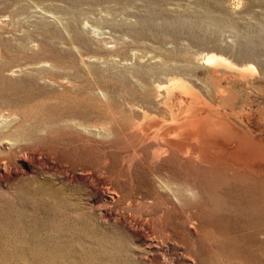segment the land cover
I'll list each match as a JSON object with an SVG mask.
<instances>
[{"label": "rangeland", "instance_id": "obj_1", "mask_svg": "<svg viewBox=\"0 0 264 264\" xmlns=\"http://www.w3.org/2000/svg\"><path fill=\"white\" fill-rule=\"evenodd\" d=\"M259 34L264 0H0V264H264V172L174 162L127 171L130 130L105 111L135 97L146 63L220 44L231 46L225 54L233 59L237 49L264 59ZM249 37L256 44L245 43ZM262 90L253 102L234 91V106L251 101L263 110ZM101 91L99 101L93 94ZM108 117L110 126L119 123L110 139L69 124ZM7 131L12 146L2 145ZM167 179L173 183H161ZM163 184L177 188L176 208ZM107 190L117 192L113 202L99 198ZM108 209L130 211L151 230L131 231Z\"/></svg>", "mask_w": 264, "mask_h": 264}, {"label": "bare ground", "instance_id": "obj_2", "mask_svg": "<svg viewBox=\"0 0 264 264\" xmlns=\"http://www.w3.org/2000/svg\"><path fill=\"white\" fill-rule=\"evenodd\" d=\"M259 35V38L256 37V40L262 38L260 43L264 47V36H261V34ZM254 40L255 37H249L246 39L245 43L248 45L256 44ZM260 43L258 45L259 47L261 46ZM229 49H231L229 44L225 47H222L220 44L218 47L205 48L206 52H198L197 50L193 53H166L165 56L163 55L164 61L160 58L162 63L157 62L156 59L157 63H146L144 69L136 73L138 78L136 79L140 80L141 86L139 92L134 91L135 97L137 98V96H139L138 100L135 101V97H127L126 106L124 105L122 110H117L115 108L116 110L113 111L115 113H112L109 108L105 110L107 116L112 119L118 118L120 124H124L130 130L131 144L123 156V166L127 171H130L138 162H145L147 166H151L155 171L158 170L161 165L163 166L165 162H174L177 166H193L205 169L223 168L227 174L248 172H250V174H261L264 172V108L261 111H257L251 105L253 102L251 98L253 99L256 94L261 95L263 91L262 87H264V84L261 83V80L264 82V59H262V57L260 58L258 53L257 57H252L254 56L252 51L248 49L240 50L237 48L235 51L237 59H233L232 56L230 57L225 54V50ZM153 59L155 60V58ZM253 60L256 61L257 64L253 63ZM201 73H204V75ZM132 74H130V76H132ZM136 79L134 78V80ZM55 84L60 86V88L68 85L64 79L61 81L57 80ZM242 89L246 90L252 102L249 101L248 103L250 104H248V107H242L241 110H238L236 106H234L237 98L236 93ZM93 91L94 90L91 92ZM102 91L93 94L99 101H101L99 94L102 95ZM125 91L128 90L125 89ZM234 91L236 93H234ZM128 94L133 95L132 92H128ZM101 111H103V109H101ZM10 117L12 118V116ZM109 117L106 121L103 120L104 122L95 121L94 124H83L79 121L77 123L75 120V122L72 121L69 124L75 127L74 129H80L88 137L94 139H110L117 132L119 123L117 121L118 124H115L116 127L110 126V122L108 121ZM8 132L9 131H7V133L2 132V135L7 138L9 137ZM8 139L9 138L6 139V142L3 141L2 145L11 143L12 146V142H9L10 139ZM3 151L1 150V152ZM26 159L28 160V158ZM4 161L3 163H5ZM4 166L2 168H4ZM16 170L19 171L18 169ZM80 173H82V171ZM85 173L91 172L86 171ZM82 174H84V172ZM100 177L94 173L90 174L91 181L93 179L98 185L105 183V180ZM167 177L169 178V176ZM169 180L170 179L162 180L161 183H173ZM109 188L110 187H108V189ZM161 188L162 192L171 194L170 196H172L173 199L170 203L176 208L177 204H180L182 200L177 188L175 187V189H173L172 185L169 186L168 184H163ZM186 191L188 196H193L197 194L198 190L187 188ZM162 196L163 195H161V198ZM116 197L117 192L113 193L112 191L110 192V190L100 192L99 194V198L102 201L113 202ZM128 202L130 203V201ZM105 204L107 205V203ZM98 206L99 205H97V207ZM110 206L112 207V204ZM99 208L100 207L97 209L99 210ZM104 212L108 218L118 220L131 231L136 232L142 228L151 230V226L146 221L135 217L130 211H119L117 213L112 209H108ZM153 238L149 239L154 240ZM155 244L154 246H156ZM151 247H153V245Z\"/></svg>", "mask_w": 264, "mask_h": 264}]
</instances>
